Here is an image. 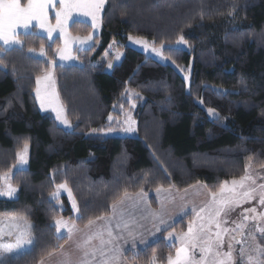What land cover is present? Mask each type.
I'll return each mask as SVG.
<instances>
[{
	"label": "trees",
	"instance_id": "obj_1",
	"mask_svg": "<svg viewBox=\"0 0 264 264\" xmlns=\"http://www.w3.org/2000/svg\"><path fill=\"white\" fill-rule=\"evenodd\" d=\"M100 24L94 45L77 54L80 66L54 68L69 131L41 114L34 99L35 78L49 68L45 60L54 59L60 41L49 42L35 31L20 34L23 47L3 55L0 174L14 167L25 142L30 151L28 169L10 180L17 198L0 199V219L20 220L23 229L31 225L33 240L32 250L3 264H39L67 240L56 235L54 218L84 227L89 218L108 216L125 190L149 195L158 187L183 191L199 183L218 191L220 182L243 176L246 165L264 166V0H107ZM91 32L86 23L69 26L72 36ZM129 35L157 47L183 36L191 51L164 50L163 56L190 67L189 86L167 64L127 47ZM113 41L123 57L106 73L99 61ZM41 44L45 59L28 53ZM127 92L142 101L133 111L136 136L107 135L109 116L120 124L131 110ZM209 107L219 119L208 118ZM62 183L83 219L73 217L65 196L49 199ZM189 222L186 215L167 232L184 233ZM175 247L161 238L125 257L131 264H152L153 257L163 264Z\"/></svg>",
	"mask_w": 264,
	"mask_h": 264
},
{
	"label": "snow or ice",
	"instance_id": "obj_2",
	"mask_svg": "<svg viewBox=\"0 0 264 264\" xmlns=\"http://www.w3.org/2000/svg\"><path fill=\"white\" fill-rule=\"evenodd\" d=\"M106 2L107 0H26V2H22V0H0V70L7 67L3 62L4 53L11 50L13 46L23 47V42L18 39L20 33L17 30L24 29V34H28L27 30L32 27L33 21H36L37 27L46 33L49 41L53 40L55 33H59L60 37L65 40V47L58 49L56 53L60 61L74 59V57L67 54L69 43L73 40H78L81 45L87 44L91 48L93 45L89 44V41L93 40V36L92 34L83 38L69 36L66 31L69 21L73 20L74 15L88 17L92 22V27L95 29ZM236 7L237 5L233 3L232 8L235 9ZM50 9L54 12V25L50 22ZM127 39L134 44L142 45L145 51H149V42L146 39L133 37L132 35H129ZM115 43L116 41H113V44ZM186 44L187 41L183 36L179 37L176 45H165L162 43L160 47H155V41H153L150 51L151 53H155L161 60L167 61L170 60V57L163 56L164 50L179 51L181 49L178 46ZM109 47L111 48L112 45H109ZM28 52L30 54L35 53V49L29 48ZM38 55L40 57L46 56L43 44L40 46ZM120 55L119 53L116 55L117 60H119ZM45 62L49 68L42 75H37L35 78L36 88L34 91L36 99L40 102L42 109L51 108L55 112V119L59 120L61 124L68 125L69 121L66 118V109L60 102L59 93L55 90V79L52 69L57 66V60L46 59ZM171 63L175 64V61H171ZM113 66V63L109 61L108 67L112 68ZM181 71H184V69H181ZM184 79L187 81L189 78L186 76ZM241 83H244V81L241 80ZM215 91L223 94V90L221 89H216ZM135 95L136 98H140L138 93ZM200 103L203 104V100ZM207 112L210 116L219 119L216 109L209 107ZM111 120L112 117L109 116V121ZM135 123L129 116L125 121L127 126L121 130L125 133H134L137 131L133 127ZM96 131L98 130L92 129V132ZM100 131H103V129H100ZM109 131H115V129L109 127ZM27 150L28 144L25 142L23 150L16 153L19 163L14 165V167L22 169L23 165L27 164V159L24 156ZM247 169L248 165L245 166V175L239 177V179L224 180L220 182L218 191L210 192L212 201L211 206L208 208L206 223H201L196 231L193 230L192 224H189L187 232L177 237V239L181 240V247L176 249L174 257L171 254L167 257V264H264V239L257 242V236L252 229H249L247 235H245L244 230L246 225L243 222L237 224L235 220H232L231 223L235 227L231 229L227 227L229 214L237 208H241L243 204L258 200L259 205L264 206V183L256 184V179L247 174ZM8 180L9 177L7 175L0 174V181L5 182L0 184V197L12 199L15 198L18 188L11 183H7ZM246 182H250L255 187L248 185ZM205 187L207 186L205 185ZM57 189V192L52 193V198H57L59 190L67 191L69 198H71L72 208L78 213L80 209L77 207L75 199L72 198L71 189L67 187V184H59ZM162 190L166 191V189L158 187L156 192L159 194ZM139 196L140 194L138 193L137 197L139 198ZM123 198L131 199L127 190L124 191ZM122 202L121 199L113 201L111 205L113 212H115L118 204ZM193 211L195 210L193 209ZM205 211V208H201L197 212V216H201V213H205ZM256 211L255 207L243 208L240 213L242 221L256 219L254 216L245 215V213H256ZM150 215L157 217L159 213L155 210H150ZM79 218L83 219L82 216ZM259 218L264 220V213H260ZM54 220L57 232L60 233L61 229H66L70 239L73 231H80L74 225L69 227L68 221L63 218H54ZM201 220H204V217H201ZM96 221L105 222V227L101 231L85 234V238L78 243L77 247L83 250L81 264H87L89 258L95 261L97 260V256L100 258L98 264H119L122 252L115 242L123 239L122 235L119 233L113 234L111 221L105 215L96 216L94 219L89 218L85 228H91L96 224ZM160 223L164 224L165 221L161 219ZM121 227L128 229L129 225L127 222L123 224L117 222L115 228L120 229ZM30 229L31 225L26 224L25 228L20 230L15 236L14 241L8 243L0 241V264H3L9 255H14L24 249L25 246L33 244ZM157 231H161V229L157 228ZM105 232L107 233V238H105ZM255 232L264 238V227H256ZM3 235V230L0 229V236ZM7 235L12 236V231L10 230ZM128 235H133L131 230L128 231ZM94 239L99 240L98 246L92 245L91 242ZM168 239H173V233L169 232ZM140 242L145 246L149 244L147 240L143 239ZM245 242L248 243V247L244 246ZM235 245L241 246L239 249H236ZM225 246L227 250H225ZM197 250L199 252L198 256ZM46 255L50 257L52 256V252H48ZM155 259L153 257V264ZM39 264H43V257Z\"/></svg>",
	"mask_w": 264,
	"mask_h": 264
},
{
	"label": "rangeland",
	"instance_id": "obj_3",
	"mask_svg": "<svg viewBox=\"0 0 264 264\" xmlns=\"http://www.w3.org/2000/svg\"><path fill=\"white\" fill-rule=\"evenodd\" d=\"M49 15H50V22H51V24L54 25L55 24L54 12L51 9L49 10ZM100 20H101V15H100L99 20L97 21V27L94 29L92 27V22H91L90 18L74 15L73 20L72 21H69L66 31H67L68 35L71 36V37H81V36H75V35L72 36L69 33V26L74 21H79L81 23H83L82 21H89V22H87V24L92 28L91 34L93 36V40L92 41H89V44L94 45V38L96 36H99V34L101 32V29H102L101 24H100ZM17 31L20 34L26 35V34H24L25 33V30L24 29H18ZM33 31H35L37 35L39 34V35H41V36H43V37H45L47 39L46 33H44L42 29H40L39 27H37V22L36 21H33L32 22V27H30L27 30V33H32ZM81 38H83V37H81ZM18 39L21 40L19 38V36H18ZM54 39H57V40L60 41V46L54 50V52H55L54 59L57 60V65H61L62 64L63 66H74V65L80 66L81 65V62L79 61V59L77 57V54L79 52H85V50L89 49V46L87 44L86 45H81L78 40L71 41L69 43V45H68L67 54H69L70 56L74 57V59L60 61L59 60V57L56 55V53H57V50L58 49H62V48L65 47V40L60 37L59 33H55L54 34L53 40ZM52 41H49V42H52ZM148 42H149V51H145L143 49V46L142 45L134 44L131 41H129L128 39H126L125 45L127 47H129V48H132V49H135V50L139 51L140 53L144 54L146 57H149V58H151L153 60H157L159 63H161L163 65H166L167 64L169 67H171L173 70H175L181 76V78L183 79V81H185V84L187 86H189V84H190V75H191V69H190V67H183L182 65H178L177 66V65L171 63L172 60H167V61L161 60L159 57H157L155 55V53H151L150 48L153 45H152V42H150V41H148ZM176 42L173 45H176ZM118 44H119L118 42H116L115 44H113V42H112L110 44V45H112V47L110 48L108 46L107 53L99 61L100 64H104L105 65V69L104 70H105L106 73H108L110 71V69H111V68L108 67V62L109 61H111L113 63V65L115 66V65H118L120 63V60L123 57L122 50L121 49L120 50L117 49V45ZM155 47H157V46H155ZM178 47H180L181 50L186 51L187 53H189L191 51V47L190 46H187V44L186 45H180ZM13 48L16 49V48H21V47L20 46H13L11 49H13ZM39 51H40V48H39V50H35V53H31V55L33 57L37 58V59H45V57H40L38 55L39 54ZM118 53L121 54L119 60L116 59V55ZM181 69H184V71H181ZM52 71L54 73V69H52ZM186 76L189 78L187 81L184 79V77H186ZM54 79H55V90L57 91L56 75L55 74H54ZM35 98H36V93H35ZM126 100L128 101L129 105L131 106V110L123 113L122 120L120 121V124L119 123L117 124L116 122L113 123L112 120L109 121V118H108V121H109L108 124L111 125V128L112 129H115V131H111V132L109 131V132H107V135H112L113 134V135H116V136H119V137L125 136V137H129V138H135L136 132H134V133H125L121 129L123 127H126L127 126L125 124V121L128 119L129 116L131 117L132 120L135 121V119L132 118L133 111L138 108V105H140L141 104L140 102H142V101H140L139 98H136V95L134 94V92H127ZM197 103L202 107V104L200 103V101H197ZM133 105H135V107H133ZM40 110H42V108ZM42 111H44V110H42ZM49 111H51V110H49ZM205 113H206V115L208 116V118L210 120H214L215 119V117H212V116H210L208 114L207 109H205ZM52 116L55 119V112H53V111H52ZM55 121H57L58 126L60 128H62L63 130H65L64 129L65 127H67V130L68 131L72 129V124L70 123V121H69V124L68 125L61 124V122L59 120H56V119H55ZM222 122L224 123L225 121L223 120ZM133 127L136 128V123L133 125ZM29 151H30V149L28 147L27 152L24 153V156L27 159V164L23 165L22 169H18L16 167H12L11 170H10V172L5 174V175H7L9 177V180L7 181V183H11V181H10L11 180V177H12V175L15 172L28 169V164H29ZM18 163H19V161L17 160L15 165H17ZM247 174L250 175V176H252V177H254L256 179V184L264 183V166L263 167H254L252 164H248ZM229 181H231V180H229ZM3 183H5V182L4 181H0V184H3ZM246 183L248 185L252 186V187H255V185H251L250 182H246ZM203 187L204 188H203V194H202V196L199 195L200 196L199 199H195V202L190 207V212L191 213H187V214H185L182 217V219H183V218H185L186 215H189V217H190L189 224L190 223L192 224V227H193V230L194 231L197 230V228L199 227V225L201 223H206L207 218H208V208H209V206H211L212 197L210 195V192L207 190V188L204 185H203ZM186 189H188V188H186ZM55 190H56L55 192L58 191L57 187H56ZM183 190H185V189H183ZM181 192H183V191H181ZM60 196H66L67 197V200L70 203V209H71V213L73 214V217L76 218V219L79 218V212L77 213V212H75L73 210L71 198H69L67 191L59 190V194H58L57 198L53 199L52 198V195H51L49 197V199L51 201H56ZM16 198H17V194H16L15 198H12V199H9L7 197H0V199L6 200V201H11V200H14ZM72 198H73V196H72ZM197 205H198V209L195 210V208H196ZM251 207H255L257 209L256 213H245V215L254 216V217H256V219L249 220V221H242V216L240 215V213L242 212L243 208H251ZM182 208H183V210L180 209V208L177 209V211L175 213V216H176V214H177V216L175 218H178V215L181 216V215L184 214L185 211H187L186 206H184ZM201 208H205L206 211H205V213H201V216L198 217L197 216V212H199V210ZM193 209L195 211H193ZM260 213H264V206L259 205L258 200H253L250 203H245V204L242 205L241 208H237L234 212H231L229 214V217H228L229 223H228L227 227H229L230 229L235 227V225L231 223L232 220H235L237 224L243 222L246 225L245 230H244L245 231V235H247L249 229H252L253 232H254V234L257 236V242H260V240L261 239H264V238L260 237V234L257 233V232H255V228L256 227H264V220H261L259 218V214ZM201 217H204V220H201ZM68 225H69V227H71L74 224H72L69 221L68 222ZM188 226H187L185 232H187ZM170 232L173 233V239L172 240H169L168 239V234L169 233H167V232H166L167 233V236L164 239H165V241L167 243H172V244H174L176 246L175 247V251H174V256H175L176 249L179 248V247H181V240L180 239H177V237L182 236L183 233H178L176 231H170ZM66 234H67V230L66 229H61V232L60 233L56 232V235L57 236H60V237L66 236ZM240 246L241 245H235L236 249H239ZM244 246L245 247H248V243L245 242ZM225 250H227L226 249V246H225ZM21 254H23V251L22 250L20 252L16 253V254H14V255H9L7 257V259L8 258H12L13 259L14 257H17V256H19ZM198 255H199V252L197 250V256ZM154 264H156V263H154ZM163 264H167V261L165 263H163Z\"/></svg>",
	"mask_w": 264,
	"mask_h": 264
},
{
	"label": "crops",
	"instance_id": "obj_4",
	"mask_svg": "<svg viewBox=\"0 0 264 264\" xmlns=\"http://www.w3.org/2000/svg\"><path fill=\"white\" fill-rule=\"evenodd\" d=\"M82 22L87 24V22L89 21ZM34 99L36 100L37 108L41 114H48L52 116L51 108H47L46 110L42 109L44 111L40 110V103L35 98V91ZM64 129L67 130V127H65ZM203 188L204 187L202 184L197 183L194 187L188 188L187 191L183 190V192L177 191L173 188H167L166 191L162 190L159 194L156 192V190L149 193V195H145V193L143 192H137V194H140L139 198L137 197V194H129L131 199H124L123 197H121L120 199L123 202L118 204L115 212H113L111 207V213L106 216L111 221L113 234L116 235L119 233L123 237V239L115 242L117 246L121 248L122 252L119 264H131L128 261V258L125 257L128 253H136L141 249L150 246L157 240L165 238L167 236V233H169L167 232V230L172 228L175 222L182 219L185 214L191 213L190 207L195 202V199H199V197L202 196ZM149 197L153 199L155 204L154 207H152ZM184 206H186L187 211H185L181 216L178 215V218H175L177 216V214L175 216L177 209L180 208L183 210L182 207ZM196 209H198V205L196 206L195 210ZM150 210H155L159 213V216L153 217L152 215H150ZM161 219L165 221L164 224L160 223ZM0 221H2V223H0V228L3 225L5 227H9V225L15 227V230L13 231L14 234L18 232V228H22L20 226V220L17 219L9 220L6 218L3 220L0 219ZM117 222H121V224L127 222L129 228L124 229L123 227H121L120 229H116L115 225ZM71 223L74 224L73 222ZM74 226L77 229H80V231H73L71 234V239L69 238L68 233L66 234V236H63L66 237L67 240L59 247V250L57 252L52 254V256H48V258L43 259V264H81V261L83 259V250L77 247L78 243H80L85 238V234H91L97 231H101L105 227V222L96 221V224L91 228H85V226L78 228L75 224ZM157 228H160L161 231H157ZM129 230L132 231V236L128 235ZM105 238H107L106 232ZM142 239L149 242L148 246L141 244L140 241ZM91 243L94 246H98L99 240L94 239ZM133 245H135V247H133ZM99 260V256H97V260L95 261L89 258L87 264H98Z\"/></svg>",
	"mask_w": 264,
	"mask_h": 264
},
{
	"label": "flooded vegetation",
	"instance_id": "obj_5",
	"mask_svg": "<svg viewBox=\"0 0 264 264\" xmlns=\"http://www.w3.org/2000/svg\"><path fill=\"white\" fill-rule=\"evenodd\" d=\"M24 228H25V227H24ZM0 229H2V230H3V233H4L3 236H0V241H2V242H4V243H8V241H9V242H10V241H14L15 236L18 234V232H19L20 230H23V228H18V229H17L18 232H16V234H14L13 231L15 230V227H13V226H11V225H9V227H5V226L3 225V226H1ZM10 230H11L12 233H13L12 236H8V235H7V233H8ZM28 246H29V245L25 246V248L22 249V251L26 250Z\"/></svg>",
	"mask_w": 264,
	"mask_h": 264
},
{
	"label": "water",
	"instance_id": "obj_6",
	"mask_svg": "<svg viewBox=\"0 0 264 264\" xmlns=\"http://www.w3.org/2000/svg\"><path fill=\"white\" fill-rule=\"evenodd\" d=\"M31 246H32V245H31ZM31 246H30V248H29L30 250H32V249H31Z\"/></svg>",
	"mask_w": 264,
	"mask_h": 264
}]
</instances>
